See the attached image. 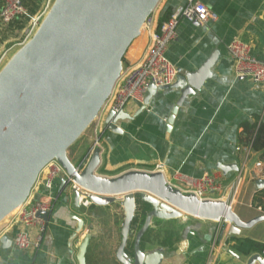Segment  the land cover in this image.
Returning a JSON list of instances; mask_svg holds the SVG:
<instances>
[{"label":"crops","instance_id":"0c3cea01","mask_svg":"<svg viewBox=\"0 0 264 264\" xmlns=\"http://www.w3.org/2000/svg\"><path fill=\"white\" fill-rule=\"evenodd\" d=\"M187 1L162 0L155 11V29L159 31L160 22ZM198 1L215 12L218 21L200 26L181 20L167 57L182 76L199 73L213 59L210 77L196 94L186 97L172 127L168 120L182 96L179 88L156 91L146 107L130 103L125 112L132 119L117 123L122 132L105 126L106 111L98 131L102 154L96 173L112 179L129 171L153 172L158 165H163L167 179L175 174L198 178L207 172L219 186L212 199L226 202L246 223L264 215L253 207L254 197L264 190L257 185L264 179V150H253L245 131L247 125H264V86L235 76L228 46L241 40L250 46L252 56L264 60V0ZM23 32L14 23L0 27V56L12 49ZM149 42L142 31L128 50L123 69L143 59ZM148 96L149 90L145 99ZM75 144L68 151L70 160L77 166L86 160V165L93 152L91 131ZM62 184L57 178L52 190L41 182L32 190L35 201L52 206L44 218L38 249L23 251L14 245L19 227L12 222L13 215L0 223L1 264H81V248L89 235L85 264H121L117 255L125 219L122 204L77 206L71 186ZM154 220V234L159 236L144 248L147 264H248L253 255L264 258L249 242L264 246V221L231 236V224L225 221L188 214ZM128 254L133 256V248Z\"/></svg>","mask_w":264,"mask_h":264},{"label":"water","instance_id":"95a60500","mask_svg":"<svg viewBox=\"0 0 264 264\" xmlns=\"http://www.w3.org/2000/svg\"><path fill=\"white\" fill-rule=\"evenodd\" d=\"M161 1L55 0L33 38L0 71V223L26 203L52 161H58L70 178L90 192L87 198L92 204H122L125 219L117 255L121 264H147L142 240L154 219L170 221L188 214L225 221L231 224V236L264 221L260 215L245 223L224 201H201L194 194H184L169 185L163 172L129 171L112 179L97 175L99 149L86 165L85 160L77 166L68 156L99 117L122 74L128 50ZM213 62L197 74L179 75L170 87L150 85L144 107L158 90L181 89L180 101L168 120L172 127L186 97L196 94L210 77ZM131 119L124 110H111L105 126L122 132L118 121ZM68 185L63 181L62 187ZM257 185L264 189V179ZM74 198L80 206V193L74 191ZM48 216L39 214L43 219ZM141 216L145 218L142 225ZM135 233L131 256L127 246ZM90 238L82 245L81 264H85ZM257 263L264 264L260 254L248 262Z\"/></svg>","mask_w":264,"mask_h":264},{"label":"built area","instance_id":"2783aa9c","mask_svg":"<svg viewBox=\"0 0 264 264\" xmlns=\"http://www.w3.org/2000/svg\"><path fill=\"white\" fill-rule=\"evenodd\" d=\"M26 1L0 0V27H7L23 19L29 20V26L25 28L21 39L23 43L20 45H25L37 32L55 0H48V4L41 6L34 15L30 14ZM181 20L205 26L218 21V15L200 1L188 0L185 6L172 13L170 18L159 27V31L155 29V12L147 19L142 30L150 38L149 47L138 64L123 69L109 100L102 108L95 124L92 125L93 127L91 126L94 138L93 151L99 149L100 155L102 154L98 131L106 111L121 112L125 111L130 103L143 104L149 86L152 84L158 88L170 87L175 84L180 70L168 59L167 51L177 39V30ZM228 52L233 60L234 74L237 78H247L256 85L264 86V60L252 56L248 44L241 40H234L229 44ZM7 57L8 52L0 56V71L5 66ZM156 171L164 173L163 165H158L153 172ZM175 175L170 179L166 178L169 185L184 194H194L201 201L213 200L212 195L219 190L215 178L207 172L198 178ZM57 178L68 181L73 193L74 191L80 193L79 205L89 207L92 204L87 198L90 192L70 178L58 161H52L44 168L35 187L38 182H41L47 190H52L53 182ZM51 211V204L35 201L32 192L26 203L11 214L13 215L12 222L19 227L13 238L14 245L18 249L25 251L40 247L45 220L39 217V214Z\"/></svg>","mask_w":264,"mask_h":264},{"label":"trees","instance_id":"16d2710c","mask_svg":"<svg viewBox=\"0 0 264 264\" xmlns=\"http://www.w3.org/2000/svg\"><path fill=\"white\" fill-rule=\"evenodd\" d=\"M39 4L40 2H37V0H27L26 1V6L28 7V10L30 12L31 15H34L37 10L39 9ZM171 15L165 17L161 22L159 27H161V25L170 18ZM21 21H26V20H21ZM21 21H17L14 23V25H17V29L19 30H23L24 26L21 25ZM245 131L248 134V139L250 141L251 147L253 150L255 151H263L264 150V125H247L245 127ZM253 207L257 208V209H261L264 212V190L259 192L253 200ZM142 209L141 207L138 209V215H140ZM144 217L141 216L140 217V223L141 225L144 222ZM156 220H154L155 222ZM153 222V223H154ZM152 223V225H153ZM136 222L133 223V225L135 226ZM154 226H151V228L148 230V232L145 234L143 240H142V248L144 249L148 244H154L156 243V238L157 236H159L158 234L155 235L154 233L157 232V230H154L153 228ZM134 236V235H133ZM133 236L130 237L128 246H127V252H131L132 248L134 249V245H131V240L133 238ZM251 246H252V250L253 251H257L260 252L261 254H264V246L262 244H258L254 241H249Z\"/></svg>","mask_w":264,"mask_h":264},{"label":"rangeland","instance_id":"374dc122","mask_svg":"<svg viewBox=\"0 0 264 264\" xmlns=\"http://www.w3.org/2000/svg\"><path fill=\"white\" fill-rule=\"evenodd\" d=\"M37 2H40V4H39V9L38 10H40V7L42 6H46L47 4H48V0H37ZM23 20H26V19H23ZM29 20H26V21H21V25H23L24 26V30H25V28H27L29 25ZM143 31V30H142ZM22 36H20V39H18V41L14 44V45H12V49H9L10 51L8 52V57H7V59L5 60V65L14 57V55L17 53V52H19L32 38H33V36L35 35H33L30 39H29V41L25 44V45H20V44H22L23 43V40H21L22 38H23V34H21ZM89 131H91V127L90 128H88L86 131H85V133L83 134V135H85V134H87ZM82 135V136H83ZM82 136L80 137V139L82 138ZM80 139H79V141H80ZM78 142V141H77ZM76 142V143H77ZM74 145H76V144H74ZM14 213V212H13Z\"/></svg>","mask_w":264,"mask_h":264},{"label":"bare ground","instance_id":"6f19581e","mask_svg":"<svg viewBox=\"0 0 264 264\" xmlns=\"http://www.w3.org/2000/svg\"><path fill=\"white\" fill-rule=\"evenodd\" d=\"M143 27H144V25H143ZM143 27H142V29H143ZM142 31V30H141ZM95 123L93 122L90 126H88V128H90L92 125H94ZM93 127V126H92ZM87 128V129H88Z\"/></svg>","mask_w":264,"mask_h":264}]
</instances>
